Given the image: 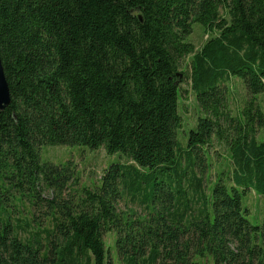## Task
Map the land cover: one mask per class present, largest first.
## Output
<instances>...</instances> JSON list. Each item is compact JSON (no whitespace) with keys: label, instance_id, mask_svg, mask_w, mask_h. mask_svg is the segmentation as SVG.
<instances>
[{"label":"trees","instance_id":"obj_1","mask_svg":"<svg viewBox=\"0 0 264 264\" xmlns=\"http://www.w3.org/2000/svg\"><path fill=\"white\" fill-rule=\"evenodd\" d=\"M196 23L200 47L187 39ZM0 57L12 96L0 181L30 198L24 223L0 195V264H112L109 232L121 264H264V215L252 223L245 204L264 197V0H0ZM233 78L247 92L236 108ZM184 82L199 111L185 144ZM216 141L229 167L212 181ZM46 144L126 161L64 198L80 177L71 161L42 162ZM122 195L149 216L120 210Z\"/></svg>","mask_w":264,"mask_h":264},{"label":"rangeland","instance_id":"obj_2","mask_svg":"<svg viewBox=\"0 0 264 264\" xmlns=\"http://www.w3.org/2000/svg\"><path fill=\"white\" fill-rule=\"evenodd\" d=\"M206 38L207 35L203 31V26L196 23L194 24L193 32L187 39L188 41L193 42L195 46L200 47ZM183 66L186 71L190 70L187 64H184ZM232 83L235 88L237 87L235 91L239 97L236 101L233 100L232 107L236 108L242 104L243 95L247 94V92L243 83L239 79L233 78ZM181 87L182 91L180 90L179 92V111L183 116L184 125L180 130V137L185 144L187 139L184 136V133L195 128L199 111L197 109L195 95L190 83L184 82L181 84ZM260 101L264 108V93L260 95ZM258 138L264 140V128L259 133ZM40 155L42 162L64 164L67 161H71L75 165L77 174L80 177V183L70 189L69 192L71 195L65 194L66 197H64L72 198L74 200L81 198L83 186L91 189L100 186L102 182L101 178L104 175L106 168L111 164L119 161H126V158L122 156L120 152L108 154L104 148L92 150L84 145L72 146L46 144L40 149ZM210 157L212 166L208 172L207 178H210L213 181L216 178V173L218 171L228 169L229 153L223 144L216 141L214 145L210 147ZM0 185L2 186V189H0V195L3 200L7 199V208L13 211L14 217L16 216L15 218L23 219L25 223L26 221L24 218L30 215V198L28 197L27 191L18 193L12 188L6 191V188H8L7 183L0 181ZM43 195L46 198L53 197V193L49 190H46ZM245 204L251 210V222L254 224H260L264 215V197L256 194L254 191H250L245 198ZM118 207L124 212L137 213L139 218H147L149 216V213H147L149 211V206L140 198L132 199V197H129L128 195H122ZM46 210L47 209H43L40 214L45 216ZM45 222L47 223V221ZM19 233L20 235H23V237L26 236L24 232L20 231ZM115 241L116 234L114 232L105 234V243L110 257L112 258V264H121L117 255ZM196 262L198 264H217L211 255L196 257Z\"/></svg>","mask_w":264,"mask_h":264},{"label":"water","instance_id":"obj_3","mask_svg":"<svg viewBox=\"0 0 264 264\" xmlns=\"http://www.w3.org/2000/svg\"><path fill=\"white\" fill-rule=\"evenodd\" d=\"M11 101V91L0 57V110H4L7 106H9Z\"/></svg>","mask_w":264,"mask_h":264}]
</instances>
